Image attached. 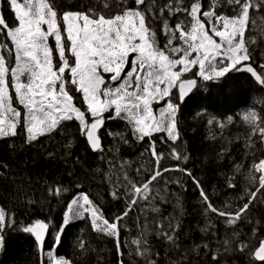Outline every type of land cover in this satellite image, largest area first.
Returning a JSON list of instances; mask_svg holds the SVG:
<instances>
[{"label": "snow or ice", "instance_id": "obj_1", "mask_svg": "<svg viewBox=\"0 0 264 264\" xmlns=\"http://www.w3.org/2000/svg\"><path fill=\"white\" fill-rule=\"evenodd\" d=\"M6 3L11 22L5 17L3 0H0V37L3 38L0 43V138L16 136L18 129H22L26 142L31 144L40 137L51 136L64 122L74 121L78 122V131L90 148L103 152L101 129L106 120H121L130 125L138 142L146 144L141 155L147 153L153 163L151 168L142 165L135 169L136 177L140 178L137 181L124 168L130 162H123V181H117L109 195L114 201L123 198L125 207L113 219L104 215L87 192L79 191L66 201L60 224L53 227L51 220H34L21 225L20 230L34 237L40 264H74L58 256L56 250L66 228L76 220L86 221L93 232L113 238L122 257L121 227L127 226L123 222L133 208L142 206L143 202L151 204L156 196L167 202L159 189H155L156 196L153 195L154 182L158 183L165 173L173 170L191 176L186 168L163 167V153L153 139L156 133L162 134L160 141L164 144L175 145L180 139L178 111L187 94L197 86L196 79H185L184 74L198 67L193 76L212 81L230 72H247L264 86V52H261L258 71L252 64V45L257 44V39L249 35L250 25L254 28L257 18L264 20V0H224V3L211 0L207 8L203 0H189L188 3L166 0L159 7L157 0H96L94 6L89 5L84 10L65 8L55 0H6ZM225 3L233 15L218 10ZM178 14L182 18L173 26L170 20ZM50 40L54 41V47ZM5 51L14 59V65H10ZM177 83L179 102L173 99ZM156 104L162 105L158 111L153 108ZM242 119L249 127L248 145L253 143L252 136H258L264 143V117L249 111ZM228 120L231 122L232 117ZM208 123L212 124L213 120ZM170 155L177 161L187 160L175 147ZM240 167L237 165V171ZM247 179L255 187L246 189L245 202L234 211L215 207L201 188L206 214L211 212L225 218L228 226L241 221L257 198L264 196V158L252 163ZM193 180L200 187L199 181ZM164 183L167 185L169 181ZM175 183L179 184L180 180ZM82 187L76 185V188ZM228 187L236 185L230 181ZM68 191L62 186L50 187L48 194L59 200ZM151 210L160 212L154 206ZM15 226V215L9 216L0 208V248L5 230ZM158 228L157 235L162 240L179 247L178 224L166 229L161 223ZM50 230L54 233L53 243L45 252ZM256 233L253 228V237ZM234 235L239 237V233ZM132 243L145 264H158L151 258L149 242L143 238V233ZM224 243L229 250L232 242L225 240ZM235 244L240 252L249 251L250 264H264V239L250 246L237 238ZM76 247L82 252L87 250L83 239ZM200 247L194 245L191 251L199 254ZM203 247L211 251L208 244ZM211 259L219 264L216 255ZM173 264H183V261L176 260Z\"/></svg>", "mask_w": 264, "mask_h": 264}, {"label": "trees", "instance_id": "obj_2", "mask_svg": "<svg viewBox=\"0 0 264 264\" xmlns=\"http://www.w3.org/2000/svg\"><path fill=\"white\" fill-rule=\"evenodd\" d=\"M55 2L65 8L84 10L89 5L94 6L96 0ZM188 2L185 0V3ZM210 2L203 0L205 8ZM221 2L224 3V0ZM165 3L166 0H157V7ZM4 10L11 19L7 4L3 3V13ZM218 10L227 15L234 14L226 3ZM180 18L182 16L178 14L170 23L174 26ZM157 30L163 42L159 24ZM249 35L257 39V44L252 45V64L259 71L261 52H264V20L257 18L256 26L253 28L250 25ZM184 78L196 79L197 86L181 103L178 111L179 141L175 145L171 142L164 144L160 141V133L154 134L153 139L157 149L163 153V167L186 168L191 176L173 170L165 173L158 183L154 182L153 195L156 196L155 189H159L167 202L156 196L151 204L143 202L142 206L133 208L123 222L127 226L121 227L122 257L113 238L93 232L90 224L83 220L73 221L66 228L61 245L56 250L58 256H64L74 264H121V260L123 264H145L132 243L143 233V238L149 242L151 258L158 264H173L176 260H182L183 264H188L189 260L191 264H216L211 259L212 255L218 257L219 264H250L249 251L240 252L235 241L239 238L254 246L264 239V196L257 198L251 211L241 221L235 226H228L225 218L211 212L206 214L200 190L203 189L215 207L234 211L245 202L246 189L255 187L247 179V173L254 161L264 158V143L258 136H252L253 143L248 145L249 127L242 117L249 111L264 117V86L256 85L247 75L239 72H230L212 81H204L193 73L184 75ZM173 93V99L178 102L175 88ZM229 117H232L231 122ZM210 119L212 124L208 123ZM101 136L104 151L98 153H91L78 131V122L74 121L64 122L57 132L40 137L31 144L26 142L22 129H18L16 136L0 139V208L9 216L14 214L16 220V226L3 233L0 264H40L31 234L24 233L20 227L34 220H51L53 227L60 224L66 201L76 192H87L110 220L124 209L123 198L114 201L109 195L113 185L123 181L121 165L125 161L130 162L124 168L139 181L135 169L142 165L151 168L153 163L147 153L141 155L146 144L133 137L126 121L106 120ZM172 147L187 160L172 159ZM237 165L241 166L239 171ZM193 178L199 181L200 187ZM177 179L179 184L175 183ZM165 180L169 181L167 185ZM230 181L236 187L229 188ZM77 184L83 187L76 188ZM57 186L69 189L59 200L48 194L50 187ZM29 200L33 203L30 204ZM153 206L158 207L160 212H153ZM161 223L166 229L169 225H179L176 232L178 248L168 245L157 235ZM253 228L257 230L255 237L252 235ZM234 233H239V237ZM53 235L50 230L46 236L45 252L51 249ZM80 239L86 242L87 250L84 252L76 247ZM225 240L232 242L229 250H226ZM204 244H208L211 251L204 248ZM194 245L201 246L199 254L191 251ZM233 248L235 250H231ZM44 259L46 261L47 257Z\"/></svg>", "mask_w": 264, "mask_h": 264}, {"label": "rangeland", "instance_id": "obj_3", "mask_svg": "<svg viewBox=\"0 0 264 264\" xmlns=\"http://www.w3.org/2000/svg\"><path fill=\"white\" fill-rule=\"evenodd\" d=\"M3 3L6 5L7 3H6V0H3ZM4 14H5V17H7V18H9V22H11V19H10V17H9V15H8V13L6 12V10H4ZM218 39V38H217ZM50 43L52 44V46L54 47V41H51L50 40ZM8 59H9V63H10V65H14V59L13 58H11V57H8V53L5 51V54H4ZM57 59H58V57H57ZM196 71H198V67L197 68H193L192 69V71L191 72H188V73H185L184 75H187V74H190V73H193V72H196ZM198 77V76H197ZM200 78V77H199ZM22 79H25L26 80V77H22ZM178 84V83H177ZM174 89V88H173ZM175 89H176V87H175ZM12 94L14 95V91L12 92ZM17 107H20L18 104L16 105ZM162 105L161 104H156V105H153V108L155 109V110H157L158 111V109L161 107ZM5 138V137H4ZM1 139V138H0Z\"/></svg>", "mask_w": 264, "mask_h": 264}, {"label": "water", "instance_id": "obj_4", "mask_svg": "<svg viewBox=\"0 0 264 264\" xmlns=\"http://www.w3.org/2000/svg\"><path fill=\"white\" fill-rule=\"evenodd\" d=\"M239 73H242V74H245V75H247L256 85H258V86H261L259 83H257L256 81H255V79L251 76V74L250 73H247V72H239ZM194 89V88H193ZM193 89H192V91H193ZM192 91L191 92H189L188 94H187V96L185 97V99L192 93ZM176 94H177V97H179V84L176 86ZM178 102H179V100H178ZM103 130V128L101 129V131ZM84 139H85V142H86V145H87V147H88V149L91 151V153H98L99 151H96V152H94L91 148H90V146L87 144V141H86V138L84 137ZM32 239H33V241H34V243H35V239H34V237L32 236ZM39 257H40V254H39ZM40 259H41V257H40Z\"/></svg>", "mask_w": 264, "mask_h": 264}]
</instances>
